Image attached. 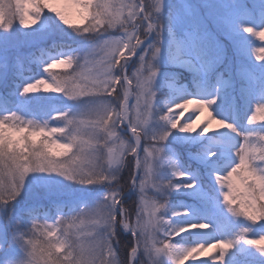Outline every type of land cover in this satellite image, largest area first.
<instances>
[{
    "label": "snow or ice",
    "instance_id": "1",
    "mask_svg": "<svg viewBox=\"0 0 264 264\" xmlns=\"http://www.w3.org/2000/svg\"><path fill=\"white\" fill-rule=\"evenodd\" d=\"M71 3L81 22L87 21L83 27L74 25L65 11L57 8L51 11L65 26L90 40L91 46L81 54L58 53L54 57L40 59L39 62L44 73H49L57 64L67 63L71 67L75 63L73 71L62 78L49 73L51 83L47 84L53 93H61L74 102L75 107L57 111L55 116L43 121L27 119L17 111L7 112L10 115H0V207L10 206V202L21 195L26 178L34 173L59 174L65 180L81 186L103 185L105 191L94 204H73L67 210L58 206L55 214L49 216L44 213L43 223L38 222L42 212L33 209L30 212L33 231L46 236V239L57 241L50 246H41L37 239L25 241L23 233H13V243L9 245L8 231L0 228V244L7 245L4 254L0 256V264L6 261L8 264H95L98 251L107 256V264H119L120 241L113 238L124 227L118 222L126 215L124 194L129 191H135L140 196V208L137 210L140 231L133 230L140 239L131 247V264H135L141 253L150 261L164 256L171 264H183L189 256L202 252L205 243H197L196 247H180L171 242L173 236H182L180 234L197 229L206 231L210 225L203 222H173L174 217L188 216L189 212L187 209L169 208L168 194L195 189L197 182H175L188 179L189 175L181 171L166 154L165 142L173 130L189 134L196 132L197 121H200L205 111L208 119L200 128L201 135H207L215 123L239 138L240 142L234 147L233 153L236 162L226 172L214 171L213 175L220 186L227 211L234 217H245L247 221L234 238L219 239L216 240L219 243L207 244L220 249L219 261L223 260L226 249L240 242L260 245L258 251L264 253V124L259 128L252 126L257 119L255 113H264V47L259 49L261 54L256 55L253 51L254 41H247L252 57L255 55V59L261 61L258 63L259 68H250L245 64L237 68L242 82L240 98L251 106L247 114V126L241 129L214 115L213 106L223 90L232 86V82L222 76L211 82V95L208 94V87L197 95L178 92L168 100L157 93L158 82L165 75L159 70L162 61L191 71L200 82L224 60L226 50L219 41H211L209 50L210 37L199 26L193 5L183 3L172 7L168 0H154L153 9L147 0H71ZM4 4L0 0V33L4 34L14 29L13 21L17 14L19 26L23 25L27 29L29 23L36 24L44 8L49 7L46 0H10L7 9L3 7ZM209 7L225 36L233 40L238 51L248 49L242 48L237 37H264V0H220L218 4ZM188 21L192 22L191 30L184 27ZM112 29L119 34H114L110 31ZM133 64L135 72L129 75L128 70ZM167 78L173 82L178 79L175 73L168 74ZM0 81H5L3 71H0ZM45 83L43 79L24 82L18 86L19 95L27 97ZM133 94L135 105L129 102ZM171 99H175V102H170ZM161 100H164V110L158 107ZM191 104L198 107L181 122L180 117ZM261 119L264 120V115ZM50 121H56L62 126L52 127ZM161 121L164 126H153ZM9 123L12 127L7 126ZM121 125L125 132L131 131L127 143L118 132ZM88 130H94L95 134H89ZM57 133L60 135L53 138ZM84 136L88 138L84 139ZM69 139L73 145L80 146V152L88 157V163H94L92 157L103 152L111 167L95 174L89 171L87 178L74 176L71 170L60 172L51 157L69 153L72 150L69 144L60 142ZM142 140L146 143L142 144ZM257 146L258 157L254 155ZM217 151H207L204 159L212 160ZM129 153L135 160V174L132 173L131 161H126ZM79 159L81 157L78 155L71 163ZM126 163L129 168V175L125 178L127 187L121 190L117 181ZM164 163L171 170L173 179L161 182L155 178V173ZM148 188L154 190L155 195L160 194V202L153 200L148 204L145 198ZM237 202L238 206H233ZM106 205L111 206L108 215L105 213ZM145 210H148L150 217L147 221L144 218ZM112 216L116 218L115 221L111 219ZM49 219L54 222L49 224ZM86 222L93 226L90 232L82 229ZM96 229L104 232L102 240L91 238L95 236ZM61 231L75 234L79 246L66 252ZM253 233L257 234L258 239L248 238ZM81 235L88 237L87 244L80 240ZM159 236L163 239H158ZM149 238L152 240L151 245L148 243ZM17 244L29 249L27 260L11 257L10 253Z\"/></svg>",
    "mask_w": 264,
    "mask_h": 264
},
{
    "label": "rangeland",
    "instance_id": "2",
    "mask_svg": "<svg viewBox=\"0 0 264 264\" xmlns=\"http://www.w3.org/2000/svg\"><path fill=\"white\" fill-rule=\"evenodd\" d=\"M3 2L7 4L9 0H3ZM168 2L172 7H178L183 3L193 5L197 12L199 26L205 32H207L208 36L210 37L209 50H211V41H219L225 48L222 38V36H225V34L219 27L213 15V12L209 7V5L218 4L220 0H168ZM46 3L49 5V7L44 8L41 19L38 20L36 24H31L30 22L27 29H25L23 25L19 26V15L17 14L13 21V24L15 26L14 29L8 34L0 33V71L5 72V81L8 77V63L10 62L11 57L17 53L37 49L39 55L41 56V59H43L46 57H54L58 53L62 54L60 50L53 49V43L60 38L70 39L76 42L78 41L82 44L86 41L87 38L85 36L80 35L72 28L65 26L51 11L52 8H57L65 11L74 25H76L77 27H83L87 23V21H84L83 23L81 22L79 16H77L74 12V6L72 5L71 0H46ZM184 27L191 30L192 22H186ZM110 31L117 32L115 29H112ZM47 45H50V48L47 47ZM90 46L91 45H85L84 50H82L81 53L86 51ZM133 59H135V57H133ZM161 63L163 67V73L165 75H168L173 71L171 70L173 65L168 64L164 61H162ZM219 65L220 63L215 66L213 71H215ZM175 66L181 68L178 65ZM55 69L57 70V68ZM134 72L135 65L133 64L129 68L128 74L131 75ZM163 77H161L159 82ZM5 81H0V91L4 90L6 85ZM45 81L47 84L51 83V80L49 78H46ZM200 83L201 81L199 82V84ZM194 85H198V83H194ZM178 92H182L187 95L198 94V92H192L188 89H179L169 93L165 97V100L175 97ZM131 97V105H135V95L133 94L131 95ZM0 98L1 100L5 99L4 94L0 93ZM80 98L86 99V97ZM34 99L40 100V96H34ZM190 99L196 98L190 97ZM61 100L62 102L58 104H54L52 99H49L47 101L45 100L43 104H40L33 109L28 119H35L37 121L47 120L50 116H55L57 111H61L67 107H75L74 102L69 101L66 97L63 96V99ZM170 102L174 103L175 99H171ZM222 104L225 105L222 108L223 114L219 116L214 113L216 117L222 120H226L230 123H234L238 128L241 129L247 126V114H249V110H242L240 108V103L237 99L236 93H227ZM197 107L198 105L196 104L189 105L188 108L184 111V115L180 117L181 122H183L184 119L186 120L188 118L187 115L195 111ZM162 110H164V101L162 103ZM174 111L179 110L174 109ZM81 118L85 120L88 119V117ZM207 119L208 113L207 111H205L203 115H201L200 121H197V125L195 126L196 132L189 134L180 132L179 130H173L171 135L165 142V152L172 160L176 162L178 168L181 167L184 159H186V161L191 166H198L193 168V170L190 172L182 169L183 172L188 173L189 178L180 181V183H189L191 182V180H195L197 182V187L195 189L181 190L182 192L172 191L168 194V196L176 197V201L178 202V210L187 209L189 212L188 216H179L181 224L190 222L198 224L203 222L210 225L209 229H207L206 231L197 229L195 231L185 232L181 234L183 235V237H186L187 240H183L184 242L180 247H196L195 244L197 243L206 244L205 249L202 252L194 254L193 256H189L186 260L183 261V264H264V253L258 251L260 245L245 244V254H239L240 259L237 260H235L236 257L231 252V250L235 249V247L226 249L223 260L219 261L218 253L220 249L212 248L207 244L219 243L218 241H216L219 239H229L227 231L225 230V226L223 225V222L219 215L225 217V221L228 223L230 228L235 230L237 233L240 230L239 227L245 226L247 224V221L244 220L246 219L245 217H234L227 211L226 206L222 201L220 186L216 183L215 177L213 175L214 171L226 172L236 162V158L233 153L234 147L238 146L240 142L239 138L231 133L228 129H223L221 125L215 123L213 124L212 129L207 135H201L200 128L203 126V122ZM50 125L52 127L62 126V124H59L56 121H50ZM7 126L12 127L9 124ZM153 126L156 128L162 127L164 126V122L161 121V123H154ZM84 130L87 131V128L85 127ZM118 132L120 133L121 138L125 141V143H127L131 138L129 133L125 132L123 125L118 127ZM56 135L60 134H54L53 138H55ZM83 138L87 139L88 137L84 136ZM60 142L64 143L66 141L61 140ZM144 143H146V141L142 140V144ZM182 144H185V146L187 147V149H183L185 150L183 152H181L179 149ZM188 147H201L205 149L206 152L213 149H218V151L216 156L213 157L212 160H206L204 159V155H198L188 152ZM69 155H71V153H69ZM56 158L60 160L66 159L65 156ZM128 158H131L133 162V171L135 174V160L131 156L126 157V160ZM167 167V164L164 163L157 168L155 173V178L157 180L161 182L168 181V176L166 175L168 169ZM124 169H122L120 173V179L125 172ZM200 170L203 171V176L207 177V179H210V181H212L213 185L216 187L214 195H211L200 188L198 181ZM104 191L105 187L103 185L81 186L73 182H69L63 177L56 176L55 174H29V176L26 178L25 186L21 192V195L15 201L10 202V206L5 205L0 207V228H3L4 231L7 232V228L3 219V214H7V212H11V215H13V217H16L21 212L26 211L30 208L31 211L33 209H39L42 213L41 219L38 222L43 223L44 213L51 216L55 214L58 206L62 207L64 210H67L68 207L72 206L73 204H94L95 201L104 194ZM132 197L136 199L139 209L140 196L137 195L136 192H134ZM145 198L148 204H150L153 200L160 202V194L158 193L157 195H155L154 190H152L151 188L146 189ZM124 202L126 201L124 200ZM65 205H67V207H65ZM217 205L219 206L218 208ZM14 206L15 208L14 210H12ZM233 206H238V203L237 205ZM144 218L145 221L150 219L148 210H145ZM47 222L49 224H52L54 221L52 219H49ZM256 235V233H253L248 238L258 239ZM37 236L39 237V234H37ZM43 239H46V236L37 238V240L40 241L41 246L43 245ZM158 239H162V236H159ZM80 240L87 244L88 237L86 235H81ZM148 243L149 245H151V238H149ZM157 246L159 247L160 245ZM130 253L131 249L129 251V264ZM3 254V251H0V256H2ZM10 255L13 259L19 260L23 257V252L21 249L15 246ZM242 257H244L245 260L240 261ZM140 260H143L145 264H171V261L167 257H155L150 261L149 258L143 253L138 255L135 264H139Z\"/></svg>",
    "mask_w": 264,
    "mask_h": 264
},
{
    "label": "trees",
    "instance_id": "3",
    "mask_svg": "<svg viewBox=\"0 0 264 264\" xmlns=\"http://www.w3.org/2000/svg\"><path fill=\"white\" fill-rule=\"evenodd\" d=\"M29 26V25H28ZM24 27V26H23ZM220 27V26H219ZM223 31V30H222ZM114 34H119L117 32H113ZM226 55L225 59L222 62V65L220 68L215 71L214 73L208 74L206 79H204L203 82L199 84L196 77H194L192 72H187L186 70L180 69L173 65L172 72L177 74V80L175 82L169 80L167 78L168 75H165L162 80L158 84L157 93L158 95L165 97L176 90L179 89H188L192 92H200L205 87H208V94H213V91L211 89V82L215 81L217 77L222 76L225 79H228L232 82V86L230 88H226L223 90L222 95L220 96V99L217 101V103L213 106V109L216 113L221 114V105L223 103L224 97L227 93L232 92L236 93L237 99L239 100V103L243 104L245 109L251 111V106L247 105L245 101H243L240 98V91H241V80L237 74V68L240 64H245L248 67H257L259 68V64L261 61L255 59V55L252 57L251 51H250V45L247 44V41H251V39L254 41V48L253 51L256 55H260L259 49L261 47H264V37H260L259 35L254 37H248V36H242L237 37V41H239L242 45V48L248 49L246 51H238L237 48L234 46L233 40L228 39L226 36H222ZM91 41L86 39V41L82 44L81 42H76L74 40L70 39H59L55 41L53 44L54 50H60L63 54H80L82 50H84L85 45H91ZM47 47L50 48V45H47ZM41 59V56L39 55L38 50H29L26 52H20L15 55H13L10 59V75L7 82V88H6V95L10 98V102L8 103H1L0 102V115H10V111H17L20 115L24 116L28 119V116L30 115L31 110L41 101L52 99L54 104L61 103L63 99V95L61 93H53L51 89L47 88V83L42 84L39 86V89L35 93H30L27 97H22L19 95V85H21L24 82H28L32 79H45L46 77H49V73L56 74L57 78H62L65 75L71 73L73 69L75 68V63L73 62L72 66L69 67L68 64H57L55 67L51 68L49 70V73H44L43 69L40 65L39 60ZM57 68V70L55 69ZM56 70V71H55ZM35 82V80H33ZM194 83H198V85H194ZM34 96H40V100H35ZM54 98V99H53ZM164 100H161L159 102L158 107L162 110V103ZM255 107V106H254ZM257 119L252 125L253 127L259 128L261 124H264V120L261 119V116L264 115V113L256 112L255 113ZM161 123V122H160ZM10 126H12L11 123H9ZM174 138V137H173ZM180 151L183 152L187 149L185 144H182L179 147ZM188 152L195 153L198 155H204L206 153V150L201 147H188ZM257 157L259 156L258 146L257 151L254 153ZM63 156V155H61ZM59 156V157H61ZM127 160L131 161V168L132 173L134 174V165L131 160V158H128ZM126 160V161H127ZM182 163V161H181ZM198 166H191L186 159H184V162L182 163L181 167L179 168L181 171L186 170L187 172H190L193 170V168ZM168 168V167H167ZM124 174L122 175L121 180L125 181V178L129 175V168L128 164H125ZM166 175L168 176V180L173 179L171 170L168 168ZM203 171L200 170V183L204 191L208 192L211 195L215 194L216 187L213 185L212 181L210 179H207V177L203 176ZM181 180H176V183H180ZM175 192H182V191H175ZM168 207L173 210H178V202L176 201V197L168 196ZM126 203H132L133 207H136L138 209V203L135 198H129L126 200ZM67 207V205H65ZM15 206L12 208L14 210ZM30 212L31 208L21 212L18 216L13 217L11 215V212H7V214H3V219L5 223V219L11 215L13 220L19 219L22 222H27L30 218ZM170 215V213H168ZM167 218V217H166ZM134 219V218H133ZM223 222V225L225 226V229L228 234V238L232 239L235 237L237 232L230 228L228 223L225 221V219H221ZM173 222L176 224H181L180 217H174ZM32 220L29 222V227H31ZM7 231H8V225L5 223ZM241 228V227H239ZM181 235V234H180ZM118 237L120 244L118 246V250H121V252L118 255V259L123 256L124 258L129 259V251L131 247H134L135 242L134 240H131L130 234H126L124 232H118ZM163 239V237H162ZM183 240H187L186 237L182 236H173L171 237V242L176 243L178 246H181V244L184 242ZM169 242V241H165ZM126 245V246H125ZM241 248H245V244L243 242H240L236 244ZM246 250V249H245Z\"/></svg>",
    "mask_w": 264,
    "mask_h": 264
},
{
    "label": "clouds",
    "instance_id": "4",
    "mask_svg": "<svg viewBox=\"0 0 264 264\" xmlns=\"http://www.w3.org/2000/svg\"><path fill=\"white\" fill-rule=\"evenodd\" d=\"M147 2L153 9L155 8L154 0H147ZM9 5H10V0L7 4H4L3 7L7 9ZM121 54H123V50H121ZM159 70L161 73H163L162 63L160 64ZM88 132L89 134H93V135L95 134L94 130H88ZM64 143H68L69 146L72 148V150L69 152L71 153V155L67 153L65 155L66 159H63V160L57 159L55 157H51V159L56 163L57 167L60 169V172L66 173L67 171L71 170L74 176L78 175L81 178H87L89 171L95 174L97 171L101 169H108L111 167V165L108 163L106 155L103 152H99L94 157H92V160L94 161V163H88V157H86L83 153L80 152V146L78 144L73 145L70 139ZM134 151L135 149H133V152ZM78 155L81 157V159L76 160L75 163H71V161ZM129 156H131V153H129ZM46 168H47V165H45V169ZM85 169H87V171H85ZM120 173H119V180L117 181V184L121 188V190H126L127 186L125 184V181H122L120 179ZM55 175L62 177L59 174H55ZM123 207L126 210V215L121 221L118 222L119 224L124 225V227H121L119 229V232L129 233L131 236V240L132 241L134 240V242L136 243L137 240L140 239V237L135 236L133 232V230H135L136 232L140 231L139 225L137 223V220H138L137 209L136 207H133L132 203H126V202H124ZM110 211H111V206L106 205L105 206L106 215H108ZM111 219L113 221L116 220L114 216H112ZM30 220H31V217L28 219L27 222H22L19 219L13 220L11 215H9L5 219V223L8 225V244L9 245L13 243V240H12L13 233H17V234L23 233V239L25 241L44 237L43 235H40V234H39V237L37 236V233L33 231L32 223H31V227H29ZM17 229H19V232L17 231ZM82 229L84 232H90L93 229V226L86 222L84 225H82ZM141 236H142V233H141ZM61 238L65 241V245H66L65 251L66 252L70 249L74 250L79 246V240L75 234H68V233L61 231ZM91 238L93 240H102L104 238V232L102 230L96 229L95 236H92ZM113 239L119 240L118 235ZM42 243L44 246H50L51 244L57 243V241L43 239ZM6 246L7 245L0 244V251H3ZM16 246L22 250L23 252L22 258L24 260H27L28 259L27 253L29 249L27 247H22L20 244H17ZM5 264H8V262L6 261ZM95 264H107V256L104 254H101L98 251ZM119 264H128L127 258H124L123 256H121L119 258ZM139 264H145V262L143 260H140Z\"/></svg>",
    "mask_w": 264,
    "mask_h": 264
},
{
    "label": "water",
    "instance_id": "5",
    "mask_svg": "<svg viewBox=\"0 0 264 264\" xmlns=\"http://www.w3.org/2000/svg\"><path fill=\"white\" fill-rule=\"evenodd\" d=\"M130 131V130H129ZM131 132V131H130Z\"/></svg>",
    "mask_w": 264,
    "mask_h": 264
}]
</instances>
